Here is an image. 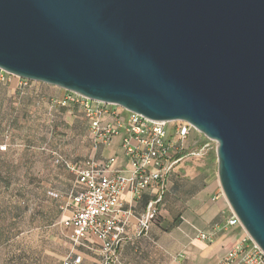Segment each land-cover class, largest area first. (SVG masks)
Masks as SVG:
<instances>
[{"label":"water","instance_id":"water-1","mask_svg":"<svg viewBox=\"0 0 264 264\" xmlns=\"http://www.w3.org/2000/svg\"><path fill=\"white\" fill-rule=\"evenodd\" d=\"M0 68L190 123L264 251V0H0Z\"/></svg>","mask_w":264,"mask_h":264},{"label":"built area","instance_id":"built-area-1","mask_svg":"<svg viewBox=\"0 0 264 264\" xmlns=\"http://www.w3.org/2000/svg\"><path fill=\"white\" fill-rule=\"evenodd\" d=\"M4 74L10 73L0 68V77ZM65 91L67 95L59 102L73 104L86 119L93 153L81 161H71L59 151H52L54 164L74 174V189L62 207L63 211L71 209V214L61 222L74 246L97 250L102 258L100 264H115L133 215V202L146 189H155L156 197L148 203L137 224V232L146 233L164 203L169 174L186 157L204 155L209 144L189 151L185 140L193 126L187 121L176 120L172 135L168 121L153 120L119 104ZM117 137L128 166L120 165L118 154L101 153ZM0 149L6 150L7 145H0ZM125 191L130 193L129 201L122 198ZM228 224L242 227L233 211ZM211 236L208 231L197 232V237L203 240ZM80 261V256L73 258L71 253L63 264ZM221 264H264V251L246 232Z\"/></svg>","mask_w":264,"mask_h":264},{"label":"rangeland","instance_id":"rangeland-1","mask_svg":"<svg viewBox=\"0 0 264 264\" xmlns=\"http://www.w3.org/2000/svg\"><path fill=\"white\" fill-rule=\"evenodd\" d=\"M66 95L64 89L47 83L13 74L0 77V145H7L0 149V264H21V250L38 243L34 228L50 224L68 199L73 176L54 164L52 151L71 161L93 153L86 119L73 104L59 102ZM175 125L168 124L172 135ZM205 143L209 146L204 155L186 157L178 168L211 175L231 215L218 179L216 142L194 127L185 140L189 151ZM169 211L171 216L159 211L156 218L165 229L177 219ZM239 232L241 237L246 233L242 227Z\"/></svg>","mask_w":264,"mask_h":264},{"label":"crops","instance_id":"crops-1","mask_svg":"<svg viewBox=\"0 0 264 264\" xmlns=\"http://www.w3.org/2000/svg\"><path fill=\"white\" fill-rule=\"evenodd\" d=\"M119 142L120 139L115 138L101 153L118 154L120 165L128 166ZM179 166L168 176L164 203L160 205L161 214L165 212L171 216L170 208L172 215L177 217L176 222L172 228L165 229L155 220L148 232H137L139 217L156 197L155 189H146L142 197L133 202V215L115 264H221L233 244L240 239L239 226L228 224L230 215L211 175L205 171L183 172ZM71 174L73 185L69 195L74 189V174ZM122 198L129 201V191H125ZM70 214L71 209L61 210L50 224L34 228L37 229L38 243L21 250V264H63L71 253L73 258L81 257L76 264L101 263L97 250L73 245L68 229L61 222ZM41 227L45 230L38 232ZM198 230L211 232V238L203 240L197 237Z\"/></svg>","mask_w":264,"mask_h":264}]
</instances>
